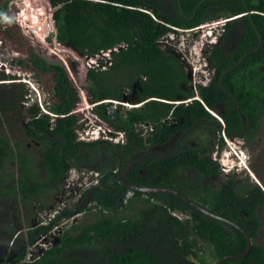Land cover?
Instances as JSON below:
<instances>
[{
    "label": "trees",
    "instance_id": "16d2710c",
    "mask_svg": "<svg viewBox=\"0 0 264 264\" xmlns=\"http://www.w3.org/2000/svg\"><path fill=\"white\" fill-rule=\"evenodd\" d=\"M50 1L57 6L54 20L59 43L87 57L110 53L109 61L98 59L85 79L89 100L98 103L93 112L115 134L111 139H79L81 122L73 112L79 92L62 64L51 63L56 72V101L50 110L57 117L37 116L39 111L32 110L31 120L23 127L27 136L40 144L39 168L33 169L31 154L18 145L15 151L0 136V171L15 160L22 171L8 194L26 209L41 203L38 210L42 211L47 206L44 196L60 191L72 166L96 171L99 182L82 191L80 201L72 207H63L54 218L31 228L27 238L13 240L9 249L3 250L0 264H215L247 248L246 238L235 226L200 212L177 195H144L128 189L122 176L133 162L126 182L179 191L247 232L253 242L249 255L222 264H264V243L260 242L264 186L232 175L216 184L221 166L210 157L218 139L223 144L222 133L241 135L248 142L262 127L264 0ZM220 18L230 20L209 49V82L197 85L199 98L183 103L192 97L190 79L181 60L163 46L161 38L173 32L172 28L191 30ZM41 62L47 63L39 59L35 64L44 70ZM133 91L142 105L113 119L105 101L122 102L127 92L132 101ZM178 100L183 102L174 104ZM217 105L224 127L212 115ZM143 127L149 130L146 134ZM189 129L180 148L178 139L164 158H135L165 146L174 135ZM116 133L124 134L123 143L113 142ZM194 136L202 137L201 141L188 144ZM98 156H102L99 161ZM189 171H194V176L190 177ZM7 180L0 175V184ZM130 193L134 199H146V206L132 216L120 217L133 200H127ZM91 210L96 211L95 221H77L56 233L64 219ZM30 214L34 217L37 212ZM52 233H56L55 241L41 251L37 261L21 262L27 245L41 237L49 241ZM205 246L209 253L204 252Z\"/></svg>",
    "mask_w": 264,
    "mask_h": 264
},
{
    "label": "rangeland",
    "instance_id": "374dc122",
    "mask_svg": "<svg viewBox=\"0 0 264 264\" xmlns=\"http://www.w3.org/2000/svg\"><path fill=\"white\" fill-rule=\"evenodd\" d=\"M10 1L11 3H16L15 8L18 6L19 8L17 9H21V14L19 15L18 21L19 23L21 22V24L24 27L28 24L29 29L27 30L24 29V31L29 37V39L35 42V44H33L30 50L31 57H33V55H38L40 57H44L46 60H49L53 63L62 64L64 70H66L67 72L66 74L71 84L76 88V90H78L79 99L73 109V112L78 115L79 121L81 122V127L86 128V131L88 133L86 135L87 141H93L96 139L97 140L108 139L109 132L106 130V127L104 125L105 122L102 121L100 118H98L93 112L94 107L98 103L94 104L89 100L85 74L89 69V67H91L92 61L97 62L98 59H107L108 57L107 54H109V52L106 51L102 54H99L98 58L96 57L89 59L87 55H83V54L81 55V53L74 50L69 45H62L57 43V39H56L57 30L55 28V24L50 25L51 20L54 22L52 14H54V12L56 11L57 6L54 5L50 0H10ZM47 25L51 26V29L50 27H47ZM43 34L45 36H43ZM186 34L183 35L186 39L185 41L186 43H184L181 47L176 45L175 42H171L170 45H168V48H174L179 53L177 54V56L181 60L182 65H184L185 71H187L188 73L190 71V79H191L190 85H192L193 83H197V81L200 80V77H198L197 72H198V68L202 67L203 64H201V62L200 64L197 63V56H199L200 58V53H201L200 39L204 34H200L199 37L194 33H186ZM41 35L43 36V38ZM190 45H191L190 49H192V55L191 53L187 52V49L189 48ZM10 63L12 65L14 64L11 61V58H10ZM28 64L29 62L26 63L25 66H27ZM192 71H194L195 75H192ZM199 72L204 75L206 74L203 71H199ZM6 73H1L2 75H0V82L2 81L7 82L9 81V79H11L10 77L9 78L6 77V75H8ZM14 73L16 72L14 71ZM17 75L19 76V74ZM209 76H211V74L205 75V77H209ZM15 78L17 82L24 80L23 78H25L26 81L31 82V80H29L31 79V76L28 78L25 74L24 76L22 74L21 78L20 77H15ZM35 78L38 79L35 81L39 83H40L39 79H42L44 81L47 80V77L40 78L37 76ZM44 86H42V88L41 87L39 88L38 86L35 87L38 91L37 93L35 92L36 93L35 95L37 96V101L25 102L24 96H28L29 91L31 89V88L29 89V86L22 84H16L12 86L3 85V84L0 85V136L7 139L10 142V146L13 147L15 151H17L19 146V148L23 149V151H26L28 155L31 154V159H32L31 164L33 163V169L35 170L38 169L41 164L39 163L38 147L35 146L30 141V138L25 133L24 130L25 128H23L25 125L24 117L27 118V122H29V119L31 120L32 118L31 117L32 110L35 112L36 110L39 111V114H37V116H41V114H45L50 117H55V115L52 114L50 110L51 105H53V103L56 101L55 96L54 99H51V101L50 98H48L47 101L45 100V98L47 96H50V94L55 95V91L53 92V90H50L48 93V91L45 89ZM46 87L48 86L46 85ZM129 95L130 93L127 92L126 97L129 98L130 97ZM114 103H115L114 104L115 110H113L114 111L113 113L115 115L112 116L113 119L118 118L120 114H125L127 111L132 110L133 107H139L142 105L139 103L135 104L134 98L132 101L123 103V106H118L117 105L118 102H114ZM110 105L111 104H109L108 112L110 110ZM212 114L219 121L221 120L218 110L212 111ZM54 120L55 118L53 120L51 119L53 125H54ZM221 123L223 124V122ZM109 129L112 130L111 127H109ZM142 130H143V134H146L145 132L149 131L147 128L144 127L142 128ZM112 133L113 134L110 135L115 134V132L113 131ZM118 135L119 133H116L115 136ZM114 138H113V142L117 143L116 142L117 140ZM238 138L241 137H237L235 139L228 138V142L232 145V148L234 149L240 147V144H238L237 142L235 143V140ZM201 139L202 137L194 136L188 139L186 142L190 145H195L198 142H200ZM221 139L223 144H221L218 139V144H216L214 148H212L213 152L210 157L214 161L222 162V164L230 163L232 165L231 153H233V151L228 148L229 146L227 142L225 143L223 133L221 134ZM241 140L245 141L244 152L246 153V156L247 155L249 156V162L247 161V165L250 167V171L246 170V168L245 170H241L238 167L235 170L231 171L230 169L231 166L229 165L226 168L221 167L222 175L216 180H214V182L216 184L221 183L223 181L228 180V176L226 175H232L236 178L237 177L242 178V180L245 182L246 181H248V183L255 182L264 186V121L262 123V127L259 133L254 138L250 139L248 142L244 139ZM238 141L240 142V140ZM28 145L30 146L28 147ZM96 159L97 161H99L102 159V156H98ZM13 162L6 166V171L3 173L4 175L6 174V176L12 182V184L0 188V249L2 248L0 250V257L1 255H3V248L7 245V242H10L9 244H11L12 240H17L18 238H22V237L27 238V234L29 230L31 228H36V226L45 223L48 217H50V215L55 210L70 205L73 206L76 202L80 201V196L82 192V189L79 190L77 193L68 191L67 185L61 183L60 191L56 193L59 198H57L55 193L53 194L51 193V195L44 196V200H45L44 202L47 203L46 204L47 206L42 211L38 210V208H40L41 203H33L31 209L30 208L26 209L19 201H17L14 198V196L8 194L11 186L14 185V183H16L22 175V171L20 167H18L17 161L15 160V162L14 163ZM74 174L76 175L74 176ZM91 174L92 172H89L85 177H83L85 183L87 184L84 186L85 189L90 185L89 179L91 177L90 176ZM188 174L190 177H192L194 176L195 173L194 171H189ZM80 175L82 174L80 173L79 170L78 172L73 173L71 177L73 179H71V182L72 183L74 182L73 184L74 186L77 185L79 182L84 183V181H82V178L79 177L77 178V176ZM93 178H96L95 174L93 175ZM65 186L67 188H65ZM130 199L133 200H131V202H128V209L126 210L124 209L120 212V217H126L130 215L132 216L136 214L138 210L146 206V202L144 201L146 199H142V198L134 199L132 194H129V200ZM31 211L33 212L35 211V213L37 212V214H35V216L32 217V215L30 214ZM81 212L82 211H80L79 214H81ZM95 218H96V211L91 210L88 213L85 214L82 213L81 215H78L77 221L79 222L82 221L83 223L93 222L95 221ZM62 228H66V226H63ZM8 231L11 232L10 234L11 236L2 233ZM40 239L46 240V242H48L47 238H40ZM260 242L264 243V231L262 233ZM208 249L209 248L205 246L204 252L209 253Z\"/></svg>",
    "mask_w": 264,
    "mask_h": 264
},
{
    "label": "flooded vegetation",
    "instance_id": "af4514ba",
    "mask_svg": "<svg viewBox=\"0 0 264 264\" xmlns=\"http://www.w3.org/2000/svg\"><path fill=\"white\" fill-rule=\"evenodd\" d=\"M15 5H16V3H11L10 0H3V1L0 0V8H1V16H0V75H2L1 73L7 72L6 74H8V75H6V77L11 78L7 82H5V81L0 82V85H2V84L3 85H10V86L16 85V84L27 85V86H29V89L31 88L32 90L30 89L28 96H24L25 102H34V101H37V96L35 94L38 92L35 87L38 86L39 88L40 87L42 88V86H44V83H45L44 87L48 91V93L50 90H53V92L55 91L54 87H55L56 83L54 81V78H55L56 72L54 70H52L50 67L51 63H53V62L46 60L44 57H40L38 55H33V57H31L30 50H31L33 44H35V42L31 41L24 31V29L27 30V29H29V27L27 25L24 27L21 24V22L19 23L17 18L21 14V9H17V8H19L18 6L15 8ZM5 17L7 19H5ZM52 17L54 19V14H52ZM10 58H11V61L14 63L13 65L10 63ZM39 59L41 61H43V60L47 61L46 64L41 62L42 66L45 67L44 70H42L39 66H37L35 64V61H38ZM28 62H29V64L27 66H25V64ZM16 63H17V65H16ZM5 70H7V71H5ZM14 71L16 73H14ZM17 74H19V76ZM22 74H23V76L25 74L28 78L31 76V79H29V80H31V82H33V83H31L30 81H26L25 78H23L24 80L17 82V80H15L16 79L15 77L21 78ZM37 76L40 78L47 77V80L44 81L42 79H39L40 80V83H39V82L35 81V80H38L35 78ZM46 85L48 87H46ZM30 86H32V87H30ZM132 93H133L132 94L133 98L137 99L136 91H133ZM48 98H50V101H51V99H54V94L53 95L50 94V96H47L45 98V100L47 101ZM23 106H25V105H23ZM217 110H221V107L220 106L218 107V105H217ZM24 122L27 125V118H25V117H24ZM195 125L196 124H194L193 126H195ZM191 129L187 130L184 133H178V134L174 135L170 139L168 144H166L165 146L154 147L147 152L136 155L135 158L136 159L140 158L139 161L145 160V156H148V155H157V157L164 158L163 156L169 155L170 151L174 150V143L178 139H179V143L177 145V149L180 148L183 141L186 140L185 135L189 134L191 132L190 131ZM30 141L35 146H37L38 148L40 147V144L37 141H35L33 139H30ZM29 146L30 145H28V147ZM10 163H12V162H9L8 164H10ZM132 164H134V162ZM0 165H1V162H0ZM73 168H75L77 170V172L79 170L83 177H85L87 175V173L92 172V174L90 175L91 177L89 179L90 183L94 182L99 177V175H97L96 171L89 170V169H79L77 167L72 166L65 176V181H66V178H68L69 176L72 175ZM127 169H126V171H127ZM5 171L6 170L0 171V175H2V177L4 179H8L6 174L5 175L3 174ZM94 174L96 175V178H93ZM122 178H123V176H122ZM82 181H84V180H82ZM10 184H12V182L8 179L7 183L0 184V188H1V186L4 187V186L10 185ZM83 184H85V181ZM91 186H94V185H91ZM65 188H67V187L65 186ZM56 196H57V198H59L57 194H56ZM68 207H72V206L70 205ZM12 242H13V240H12ZM12 242H11V244H12ZM9 243L10 242H7V245H6V246H8V249H9V246H11V244H9ZM32 245H27L26 250H27L28 246H32ZM5 247L3 248V250L5 249ZM39 258H40V256L36 257L33 260L26 261L25 257H24L21 262L22 263H33V262L37 261ZM9 262L10 261H7L3 264H8Z\"/></svg>",
    "mask_w": 264,
    "mask_h": 264
},
{
    "label": "clouds",
    "instance_id": "9594fccd",
    "mask_svg": "<svg viewBox=\"0 0 264 264\" xmlns=\"http://www.w3.org/2000/svg\"><path fill=\"white\" fill-rule=\"evenodd\" d=\"M5 19H7V18L5 17ZM229 20L230 19H226V18L225 19L220 18V19H217V20H213V21H210V22H217V23L215 24L214 27H211V29L208 26H206V23H204V24L198 26L199 28H198L197 31H194L193 29H191V32H189V30H181V29L172 28L173 32H169L164 37L161 38V39H164L163 46L165 48L168 47V45H170L171 42H175L176 45L181 47L184 43H186L185 42L186 39L183 36L184 34H186V33H194L198 37H199L200 34H204L202 36V38L200 39L201 40V42H200V47H201L200 58H199V56H197V63L200 64V62H201V64H203L202 67L198 68V72H197L198 73V77H200V80H202V82L199 81V82L195 83V88H192L193 84L190 85V89L192 90L191 94L195 93V94L198 95L197 90H196V87H197L198 84H201V85H207L208 84L210 76L209 77H205V75L210 74L209 69H208L209 68L208 52H209V49L217 42L220 34L223 33L224 28L226 26V23ZM51 22H50V25L55 24V20H54V22L51 20ZM207 23H209V22H207ZM27 26H28V24H27ZM47 27H50V29H51V26L47 25ZM55 28H56V26H55ZM57 43H59L58 40H57ZM59 44H61V43H59ZM190 48H191V45L187 49V52L191 53V55H192V49H190ZM169 49H170V51H172L176 55L179 54L174 48H169ZM109 55H110V53H109ZM109 55H107L108 57H107V59H105L106 62H108L109 59H110ZM191 64H192V62H191ZM199 71H203L206 74L204 75V74L200 73ZM187 74H188V78L190 79V71H189V73L187 72ZM197 98H199V95H198V97H194V98L191 97V99L187 100L186 102H183V101L182 102L183 103H188V102H191L192 99L194 100V99H197ZM182 102L179 101V102H175L174 104L178 105L179 103H182ZM220 122H223L222 119L220 120ZM222 127H224V123L222 124ZM225 134L226 133L224 132L225 143L227 142V144L229 146V147L228 146L227 147L230 150L233 151V153H231V158H232V162L231 163H232V165L230 163L229 164H222V162H219L221 167L226 168L229 165V166H231V168H230L231 171L235 170L237 167L240 168L241 170H245V168H246V170L250 171V167L247 165V161L249 162V156L248 155L246 156V153L244 152L245 151V141L241 140V139H244V138L241 135H230L228 137V136H226L227 134L226 135ZM237 137H241V138H238V139L235 140V143L237 142L238 144H240V147H238L237 149H234V148H232V145L228 142V138L235 139ZM238 140H240V142ZM243 161H245V163H243ZM73 169H75V168H73ZM78 177L82 178V180H84L82 175L77 176V178Z\"/></svg>",
    "mask_w": 264,
    "mask_h": 264
},
{
    "label": "built area",
    "instance_id": "2783aa9c",
    "mask_svg": "<svg viewBox=\"0 0 264 264\" xmlns=\"http://www.w3.org/2000/svg\"><path fill=\"white\" fill-rule=\"evenodd\" d=\"M217 22H209V23H206V26H208L210 29L211 27H214L215 24ZM199 27L193 29L194 31H197ZM189 32H191V30H189ZM161 42L164 43V39H161ZM166 43V42H165ZM166 45V44H165ZM104 53V52H103ZM102 54V53H101ZM109 55V54H107ZM99 55H97L96 57L98 58ZM96 57H89V59H92V58H96ZM98 64V60L97 62H94L92 61L91 63V67L89 68H92L94 66H96ZM192 75H194V71H192ZM200 82H202V80H199ZM197 81V82H199ZM192 88H195V83H193L192 85ZM105 127H106V130L109 132V136H108V139L111 138L110 134H112V130L109 129V127L104 123ZM86 133V134H85ZM87 131H86V128H81L80 130H78V136H79V139H82L84 141H87ZM113 139V138H112ZM114 139H116L117 143L118 142H124V134L123 133H119L118 136H116ZM97 140V139H96ZM96 140H93V141H96ZM74 172H77L76 169H73V172H72V175ZM69 176L68 178H66V181H65V184L67 185L68 187V191H72L74 193H77L79 190L82 189V191H85L86 189H89L91 187V185H97L98 184V179H96L93 183H89L90 185L85 189L84 186L87 185L86 183L83 184L82 182H79L77 185H73L74 182L72 183L71 182V178L72 177ZM76 174H74L75 176ZM98 175V174H97ZM131 194V193H130ZM129 199V195L127 196V200ZM127 202V201H126ZM61 212V209H57L55 210L50 216V218H54L57 214H59ZM80 215L79 213L73 215L72 217L70 218H67V219H64L59 226H57L55 228V231L56 233H60L63 231L64 228H62L63 226H70L71 224H73L74 222H77V216ZM70 222V223H69ZM56 233H52L50 234V238H49V241L46 242V240H42V239H38L32 246H28L27 247V250H26V255H25V260L26 261H30V260H33L35 259L36 257H39L41 255V251L43 249H46L47 247H49V245H52V243L55 241L56 239ZM41 238H46V237H41ZM12 264H15V262H13Z\"/></svg>",
    "mask_w": 264,
    "mask_h": 264
},
{
    "label": "water",
    "instance_id": "95a60500",
    "mask_svg": "<svg viewBox=\"0 0 264 264\" xmlns=\"http://www.w3.org/2000/svg\"><path fill=\"white\" fill-rule=\"evenodd\" d=\"M259 41H261L260 38H259ZM79 53H81V52H79ZM81 55H82V53H81ZM191 95H192L193 98L194 97H198V95L195 94V93H192ZM128 101H130V99L125 96L123 98L122 102L121 103L118 102L117 105L118 106H123V103L128 102ZM105 103L111 104L108 114L111 115V116H114L115 114L113 113L114 112L113 110H115V106H114L115 103L113 101H110V100L105 101ZM134 103L135 104L139 103L136 98H134ZM238 110L240 112V108L239 107H238ZM55 117H57V116H55ZM231 135H233V134H231ZM132 165H133L132 163H130L128 165V169L124 173L123 178H122V180H123L124 184L126 185V187L128 189H130L131 191L139 192V193H142L144 195L159 194V193H168V194L177 195L178 197L183 199L185 202H187L189 205H191L195 209L199 210L200 212H202V213H204V214H206V215H208L210 217H213V218H215L217 220L223 221V222H225V223H227V224H229L231 226H235L239 231L242 232V234L244 235V237L246 238V241H247V248L241 253H234L233 255L225 256V257L219 259L215 264H222L225 261L232 260L234 258H240V257L246 256L247 254L249 255V253L251 252V249H252V245H253L252 238L247 234V232L239 224H237L236 222H232V221H230L228 219H225V218H223V217H221L219 215H216V214L208 211L204 207L200 206L199 204L195 203L194 201H192L191 199H189L188 197L183 195L181 192L176 191L174 189L162 188V187L135 186L134 184L126 182L127 174L129 172L130 168L132 167Z\"/></svg>",
    "mask_w": 264,
    "mask_h": 264
},
{
    "label": "bare ground",
    "instance_id": "6f19581e",
    "mask_svg": "<svg viewBox=\"0 0 264 264\" xmlns=\"http://www.w3.org/2000/svg\"><path fill=\"white\" fill-rule=\"evenodd\" d=\"M19 18V17H18ZM17 18V19H18ZM172 30V29H171ZM37 32V31H36ZM47 32H48V30H47ZM43 33V32H42ZM187 35V34H186ZM42 36V35H41ZM43 36H45L44 34H43ZM43 36H42V38H43ZM48 37V36H47ZM89 74H91V73H89ZM226 157V156H225ZM243 163H245V161H243ZM49 198V197H48ZM51 199V198H50ZM48 201V200H47ZM50 201V200H49ZM33 202V201H32ZM29 204V203H28ZM31 206V205H30ZM34 208V207H33ZM29 225V224H28Z\"/></svg>",
    "mask_w": 264,
    "mask_h": 264
}]
</instances>
